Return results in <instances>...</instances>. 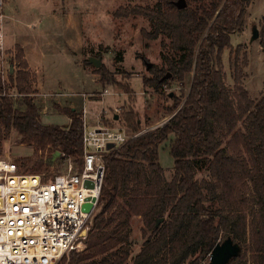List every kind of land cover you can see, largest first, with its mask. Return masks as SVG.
Wrapping results in <instances>:
<instances>
[{"label":"trees","instance_id":"obj_1","mask_svg":"<svg viewBox=\"0 0 264 264\" xmlns=\"http://www.w3.org/2000/svg\"><path fill=\"white\" fill-rule=\"evenodd\" d=\"M176 1L156 0L151 7L114 13L147 19L151 32L142 31L143 37L169 41L168 55L161 54L164 66H152L142 78L145 88L164 94L170 82L189 80L190 86L181 98H173L168 116L181 107L166 124L103 156L105 171L85 248L71 252L61 264H200L227 237L240 247L229 264H264V95L253 100L236 68L231 96L222 72L223 52L231 49V36L242 28L252 0H195L182 10ZM260 37L264 54V18ZM14 58L19 68L9 78L24 109L15 108L18 99L0 97V138L12 129L22 145L33 148L20 161L21 172L51 173L53 154L59 152L55 161L70 160L79 173L82 111L55 106L69 123L42 125L40 109L30 97L33 78L19 46ZM96 73L104 85L113 81L103 67ZM168 73L171 77L162 80ZM121 89L130 94L127 86ZM121 119L129 134L143 131L132 110ZM167 141L173 159L170 180L159 164V150ZM201 167L204 177L197 180ZM132 217L141 219L148 237L130 258Z\"/></svg>","mask_w":264,"mask_h":264},{"label":"rangeland","instance_id":"obj_2","mask_svg":"<svg viewBox=\"0 0 264 264\" xmlns=\"http://www.w3.org/2000/svg\"><path fill=\"white\" fill-rule=\"evenodd\" d=\"M3 2L6 15L5 59L13 66V73H16L19 66L14 58V45L20 44L25 47L29 62L34 63L38 75L36 71L30 70L33 72L31 87L34 90L30 97L40 109L42 125L64 127L69 123L68 118L55 108L58 106L75 107L80 111L85 109L88 127L124 129L121 116L123 112L132 110L138 115L143 130L148 132L170 117L167 108L173 106V98H181L182 94L188 92L189 80H185L182 85L170 82L164 87L165 95L143 86L142 78L149 76L147 64H151V67L164 66L161 54L168 55L169 41L162 37L155 40L143 37L142 31L151 32V27L147 19L141 16H114L120 8L151 7L156 0ZM185 2L195 5V0ZM263 18L264 0L248 2L243 26L231 36V49L223 52L222 72L231 96L235 89L236 68L240 69L238 74L242 87L253 100L257 101L264 95V54L260 45ZM13 24L17 25L13 28ZM254 30L258 38L251 41ZM89 58L101 60L100 67L112 75L110 84L100 82V76L96 73L100 67L96 69L92 64H87ZM123 86L129 88L130 94L121 89ZM105 90L109 95L102 96ZM17 99L15 108L23 110L20 97ZM168 144L167 141L159 150V164L166 179L170 180L173 159ZM32 154L33 148L22 145L16 131L10 129L2 132L0 158H11L20 166V161ZM56 159L52 161L53 171L44 173L47 176L66 171L68 161L58 164ZM201 168L196 170L197 180L204 177L205 170ZM130 226L131 258L139 252L148 234L143 235L142 222L137 217L131 218ZM85 240L80 249L71 252H82ZM70 253L56 264H61Z\"/></svg>","mask_w":264,"mask_h":264},{"label":"built area","instance_id":"obj_3","mask_svg":"<svg viewBox=\"0 0 264 264\" xmlns=\"http://www.w3.org/2000/svg\"><path fill=\"white\" fill-rule=\"evenodd\" d=\"M5 21L0 0V97L16 100L20 95L15 82L9 80L13 66L5 59ZM105 95H109L106 90ZM85 115L83 109L79 173L70 160L64 173L47 176L21 172L11 158H0V264H56L80 249L97 208L105 171L103 156L146 132L131 135L108 126L88 127ZM108 144H113L109 150ZM86 181L92 187H86Z\"/></svg>","mask_w":264,"mask_h":264},{"label":"water","instance_id":"obj_4","mask_svg":"<svg viewBox=\"0 0 264 264\" xmlns=\"http://www.w3.org/2000/svg\"><path fill=\"white\" fill-rule=\"evenodd\" d=\"M186 6H187V4H186L185 0H177L175 2V7L178 10H182V9L186 8ZM257 38H258V33H257L256 30H254L253 33H252L251 41H254ZM88 62L90 64H92L96 69L99 68L100 65H101V60L100 59L89 58ZM146 67H147V69L151 68V64H147ZM170 77H171V75L168 73L162 78V80L169 79ZM180 107L178 108V110L180 109ZM177 111L174 114H172L170 117L165 119L160 125H158L155 128H153L151 131H153V130L159 128V127H162L164 124H166L177 113ZM115 119H117V117ZM143 133H146V132H143ZM112 147H113V144H108L106 146V148L108 150L111 149ZM59 156H60V153L59 152H55L53 154V159H56ZM85 186L86 187H92V183L89 182V181H86L85 182ZM85 209L88 210V206H85ZM160 221H162V220H159L157 222V224ZM239 253H240L239 245L237 243L233 242L231 237H227L226 239H224L223 241L217 243L214 246V248L212 249V251L209 254L208 264H229V262L231 260H233L234 258H236L239 255Z\"/></svg>","mask_w":264,"mask_h":264},{"label":"crops","instance_id":"obj_5","mask_svg":"<svg viewBox=\"0 0 264 264\" xmlns=\"http://www.w3.org/2000/svg\"><path fill=\"white\" fill-rule=\"evenodd\" d=\"M17 24H13V28L16 26ZM11 27V26H10ZM4 43H5V39H4ZM4 46H5V44H4ZM15 46H20L21 48H22V50H23V54H24V59L26 60V62H27V64H28V71L32 74L34 71H36L35 73L38 75V71L35 69V67L33 66L34 65V63H30L29 62V60H28V58H27V54H26V50H25V47L23 46V45H20V44H15L14 45V47ZM33 71V72H31V71ZM37 89H38V86H37ZM90 127H92V126H90Z\"/></svg>","mask_w":264,"mask_h":264}]
</instances>
